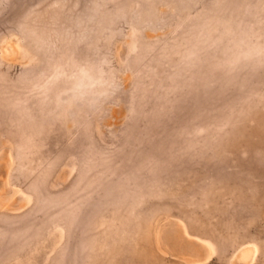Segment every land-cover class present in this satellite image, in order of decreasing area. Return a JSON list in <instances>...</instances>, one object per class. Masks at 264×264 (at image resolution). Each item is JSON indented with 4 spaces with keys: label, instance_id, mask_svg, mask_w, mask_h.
Segmentation results:
<instances>
[{
    "label": "rangeland",
    "instance_id": "374dc122",
    "mask_svg": "<svg viewBox=\"0 0 264 264\" xmlns=\"http://www.w3.org/2000/svg\"><path fill=\"white\" fill-rule=\"evenodd\" d=\"M259 133L264 0H0V264H264Z\"/></svg>",
    "mask_w": 264,
    "mask_h": 264
},
{
    "label": "bare ground",
    "instance_id": "6f19581e",
    "mask_svg": "<svg viewBox=\"0 0 264 264\" xmlns=\"http://www.w3.org/2000/svg\"><path fill=\"white\" fill-rule=\"evenodd\" d=\"M258 118H259V116H258ZM259 123H260V122H259ZM257 127H258V126H256V128H257ZM256 128H254V132H253V133H255V130H257L256 132H257V134H258V129H256ZM251 130H253V127H252ZM242 131H243V130H242ZM259 131H261V130L259 129ZM243 133H244V132H243ZM243 133H242V134H243ZM247 133L250 134L249 130H247ZM260 133H261V132H260ZM260 133H259V134H260ZM262 133H263V131H262ZM246 135H247V134H246ZM260 135H261V134H260ZM261 136H262V137H261ZM261 136H259V137H261V138L263 139V134H262ZM249 137H250V136H249ZM247 138H248V137H246V138L244 137L243 140L245 141V139H247ZM261 138H260V139H261ZM258 140H259V139H258ZM263 140H264V139H263ZM248 141H250V140H248ZM251 142H252V141H251ZM255 143H256V142H255ZM248 144H250V143H248ZM245 252H247V251H243L242 253H245ZM241 255H245V254H241Z\"/></svg>",
    "mask_w": 264,
    "mask_h": 264
}]
</instances>
